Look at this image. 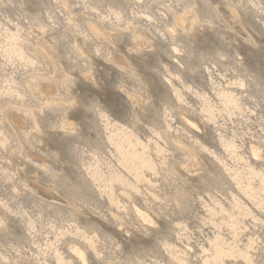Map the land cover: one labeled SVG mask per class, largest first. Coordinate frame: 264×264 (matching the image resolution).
I'll return each mask as SVG.
<instances>
[{"label":"clouds","instance_id":"1","mask_svg":"<svg viewBox=\"0 0 264 264\" xmlns=\"http://www.w3.org/2000/svg\"><path fill=\"white\" fill-rule=\"evenodd\" d=\"M0 264H264V0H0Z\"/></svg>","mask_w":264,"mask_h":264}]
</instances>
